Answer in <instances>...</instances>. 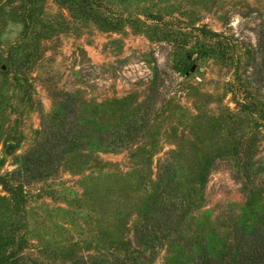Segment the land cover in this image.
Returning <instances> with one entry per match:
<instances>
[{
  "label": "rangeland",
  "instance_id": "obj_1",
  "mask_svg": "<svg viewBox=\"0 0 264 264\" xmlns=\"http://www.w3.org/2000/svg\"><path fill=\"white\" fill-rule=\"evenodd\" d=\"M125 109L148 118L150 135L93 149L113 164L62 160L50 175L20 180L22 198L3 188L2 177L18 183L15 171L42 140L87 122L121 127ZM228 145L248 153H219ZM178 148L188 161L213 162L181 229L212 252L233 244L264 213V0H0V233L16 227L17 255L75 247L112 260L140 249L132 226L141 187L124 207L115 199L128 195L116 190L107 204L105 188L138 182L136 162L149 168L150 158L155 171ZM183 245L161 237L145 264L191 262Z\"/></svg>",
  "mask_w": 264,
  "mask_h": 264
},
{
  "label": "trees",
  "instance_id": "obj_2",
  "mask_svg": "<svg viewBox=\"0 0 264 264\" xmlns=\"http://www.w3.org/2000/svg\"><path fill=\"white\" fill-rule=\"evenodd\" d=\"M90 2H85L82 7H86ZM127 109V108H126ZM126 109L119 116L123 125L111 127L104 124V121L96 125H87L71 132L70 128L58 130V133L51 138L44 139L35 145L23 157L21 168L15 172L18 174V183L13 185L9 180L2 177L1 183L5 190L14 196L24 197V188L20 180L28 182L30 178L41 177L52 174L58 169L62 160L65 161H93L101 166H109L112 161L104 159L98 153L94 155V148L99 151L116 149L115 146H129L138 143L140 139L149 136V120L142 116L137 120L138 111H133L131 117ZM79 127V126H78ZM84 138V140L82 139ZM141 143L138 144V147ZM232 146V149H230ZM224 151L219 153L246 154L248 149L239 150L236 145L225 146ZM172 158L167 157L158 160L156 170L153 171L152 162L149 159V168H145V163L136 162L137 168L141 171L138 182H127L122 187L108 185L105 188L104 203L110 204L108 196H114L116 190L128 195V200L122 197L115 199L119 207L130 204L133 193L141 187V192L135 196V207L142 203L137 217L133 222L134 240L140 249L133 248L132 251L123 249L122 255L107 259L104 255L95 258L78 254L75 247H71L69 253L59 252L50 255L49 249H41L39 254L44 253V257L25 256V253L17 255V247L22 242V236L18 235L16 227L11 231L0 233V264H56V257L68 258L67 264H145L144 252L155 247L161 237L172 236L174 240L182 241L183 246L190 249L193 254L191 262L182 264H264V213H255L253 223L249 226L252 229L236 234L233 244L224 243L216 251H211L206 243L194 240L190 235L185 234L181 229L186 216L193 206L202 201V191L206 186L208 176L213 166V162L205 155L202 160H186L181 149L170 150ZM153 152L149 153V157ZM144 156V155H140ZM240 158V157H239ZM142 164L141 166L139 164ZM246 179L251 182L253 172L250 162H239ZM143 168V169H142ZM143 172V173H142ZM145 174V175H144ZM109 202V203H108ZM126 202L125 204H122ZM252 200H249V204ZM122 204V205H120ZM124 207V206H122ZM129 212H124V216ZM15 223L18 222L17 215L14 216ZM124 226L123 219L121 227ZM18 227V226H17ZM241 237V238H238ZM104 243L113 241L112 238L104 237ZM121 243V242H120ZM197 244V246L195 245ZM188 246V247H187ZM63 250V249H61ZM137 251L139 255L130 256L129 252ZM154 254V248L151 250ZM49 259H52L51 261Z\"/></svg>",
  "mask_w": 264,
  "mask_h": 264
}]
</instances>
